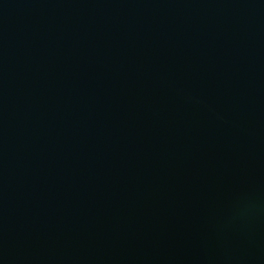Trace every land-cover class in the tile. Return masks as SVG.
<instances>
[{"label":"water","instance_id":"95a60500","mask_svg":"<svg viewBox=\"0 0 264 264\" xmlns=\"http://www.w3.org/2000/svg\"><path fill=\"white\" fill-rule=\"evenodd\" d=\"M0 264H264V0H0Z\"/></svg>","mask_w":264,"mask_h":264}]
</instances>
